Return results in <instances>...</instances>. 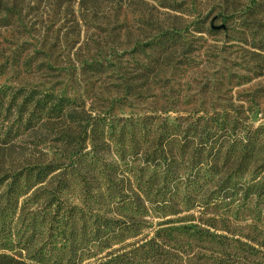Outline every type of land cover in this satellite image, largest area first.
Segmentation results:
<instances>
[{
  "label": "rangeland",
  "instance_id": "1",
  "mask_svg": "<svg viewBox=\"0 0 264 264\" xmlns=\"http://www.w3.org/2000/svg\"><path fill=\"white\" fill-rule=\"evenodd\" d=\"M164 31L180 41L154 50ZM0 84L63 92L92 114L157 113L160 124L226 108L264 126V0H0ZM55 130L0 146V167L57 160ZM157 222L116 254L134 264H264V224L252 217L200 210Z\"/></svg>",
  "mask_w": 264,
  "mask_h": 264
},
{
  "label": "trees",
  "instance_id": "2",
  "mask_svg": "<svg viewBox=\"0 0 264 264\" xmlns=\"http://www.w3.org/2000/svg\"><path fill=\"white\" fill-rule=\"evenodd\" d=\"M178 35L150 47L168 50ZM157 119L92 114L63 92L0 84V146L41 128H57L61 145L55 161L0 167V264H134L114 246L183 212L264 224V126L226 108Z\"/></svg>",
  "mask_w": 264,
  "mask_h": 264
}]
</instances>
